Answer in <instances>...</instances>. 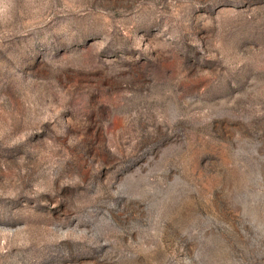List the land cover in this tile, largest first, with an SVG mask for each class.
<instances>
[{
    "label": "rangeland",
    "instance_id": "obj_1",
    "mask_svg": "<svg viewBox=\"0 0 264 264\" xmlns=\"http://www.w3.org/2000/svg\"><path fill=\"white\" fill-rule=\"evenodd\" d=\"M0 264H264V0H0Z\"/></svg>",
    "mask_w": 264,
    "mask_h": 264
}]
</instances>
